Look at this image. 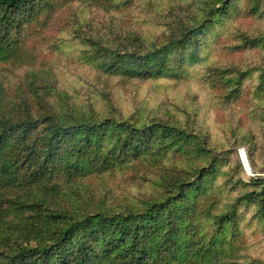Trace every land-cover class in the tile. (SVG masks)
Here are the masks:
<instances>
[{
	"label": "trees",
	"instance_id": "obj_1",
	"mask_svg": "<svg viewBox=\"0 0 264 264\" xmlns=\"http://www.w3.org/2000/svg\"><path fill=\"white\" fill-rule=\"evenodd\" d=\"M236 1L199 0L185 17L171 12L157 40L131 29L79 41L98 80L183 78ZM56 13L59 25L69 16L68 28L82 31L60 0H0V67L28 69L14 97L0 83V264H264L243 261L249 246L237 213L246 197L261 204L264 193L225 201L210 192L218 171L210 135L140 109L126 117L113 101L98 107L79 96L82 85H65L36 51ZM169 153L189 162L167 165Z\"/></svg>",
	"mask_w": 264,
	"mask_h": 264
},
{
	"label": "rangeland",
	"instance_id": "obj_2",
	"mask_svg": "<svg viewBox=\"0 0 264 264\" xmlns=\"http://www.w3.org/2000/svg\"><path fill=\"white\" fill-rule=\"evenodd\" d=\"M249 1L237 0L235 9L207 31L206 42L199 48L202 60L186 65L183 78L98 80L84 55L87 47L79 39L135 29L157 40L171 12L182 17L194 15L199 0H60L66 11L75 12L73 21L79 18L82 31L74 33L68 28L72 24L69 16L63 17L64 27L59 25L62 18L56 13L51 21L56 23L35 39L36 51L64 76L65 85H82L79 96L98 107L113 101L118 113L126 117L140 109L147 119L182 121L210 135L209 143L218 154V171L209 181L210 192L225 201L239 191L242 195L256 189L264 193V181H256L264 179V0L253 5ZM27 71L0 67L1 88L8 97H14L27 84ZM243 135H252V141ZM162 162L181 166L189 161L169 153ZM154 179L152 176L149 191H154ZM72 188L71 184L66 187L63 195ZM248 198L237 213L241 239H247L249 246L243 261L252 262L264 259V196L261 204L247 203Z\"/></svg>",
	"mask_w": 264,
	"mask_h": 264
},
{
	"label": "bare ground",
	"instance_id": "obj_3",
	"mask_svg": "<svg viewBox=\"0 0 264 264\" xmlns=\"http://www.w3.org/2000/svg\"><path fill=\"white\" fill-rule=\"evenodd\" d=\"M243 159H244V162H245L246 167L249 169V166H248V164L246 163V158H245L244 155H243Z\"/></svg>",
	"mask_w": 264,
	"mask_h": 264
},
{
	"label": "water",
	"instance_id": "obj_4",
	"mask_svg": "<svg viewBox=\"0 0 264 264\" xmlns=\"http://www.w3.org/2000/svg\"><path fill=\"white\" fill-rule=\"evenodd\" d=\"M246 163L248 164L247 161H246ZM244 166H245V168H246V171L249 172V169H250V168L248 169V168L246 167L245 162H244ZM248 166H249V165H248Z\"/></svg>",
	"mask_w": 264,
	"mask_h": 264
}]
</instances>
